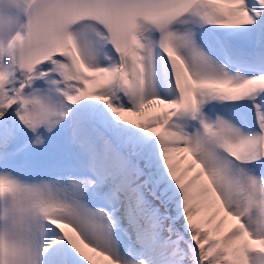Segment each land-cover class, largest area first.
<instances>
[{
    "label": "snow or ice",
    "instance_id": "1",
    "mask_svg": "<svg viewBox=\"0 0 264 264\" xmlns=\"http://www.w3.org/2000/svg\"><path fill=\"white\" fill-rule=\"evenodd\" d=\"M7 2L0 264H264V0Z\"/></svg>",
    "mask_w": 264,
    "mask_h": 264
},
{
    "label": "clouds",
    "instance_id": "2",
    "mask_svg": "<svg viewBox=\"0 0 264 264\" xmlns=\"http://www.w3.org/2000/svg\"><path fill=\"white\" fill-rule=\"evenodd\" d=\"M10 3L5 0V2L0 5V9H2V15L4 22L7 23L9 16V8L12 7ZM15 207V202L10 201L8 198H3V202L0 203V226L7 227L8 225L13 223L11 218V210ZM248 212L253 217H258L262 213H264V209H261L259 206H253L248 209ZM22 219L25 224L31 223L32 221L39 219L41 222L45 219L43 215V211L40 208L39 204L34 200H26L25 201V209L22 215Z\"/></svg>",
    "mask_w": 264,
    "mask_h": 264
},
{
    "label": "bare ground",
    "instance_id": "3",
    "mask_svg": "<svg viewBox=\"0 0 264 264\" xmlns=\"http://www.w3.org/2000/svg\"><path fill=\"white\" fill-rule=\"evenodd\" d=\"M120 115L122 116V118H124V119H131L134 122H141V120H142V117L141 116H139L137 114H134V113H121ZM182 155H185V156L188 157V159L185 160V162H184V166L186 167L187 164L191 161L192 157H191V154L190 153H183ZM198 170H199V166L197 165V168L193 171L192 175H195V171H198ZM126 246H127V244H126ZM105 264H106V262H105Z\"/></svg>",
    "mask_w": 264,
    "mask_h": 264
},
{
    "label": "rangeland",
    "instance_id": "4",
    "mask_svg": "<svg viewBox=\"0 0 264 264\" xmlns=\"http://www.w3.org/2000/svg\"><path fill=\"white\" fill-rule=\"evenodd\" d=\"M118 254L122 257H126L128 254H127V249H128V246H126L125 248V244L123 243V240H121L119 246H118Z\"/></svg>",
    "mask_w": 264,
    "mask_h": 264
}]
</instances>
